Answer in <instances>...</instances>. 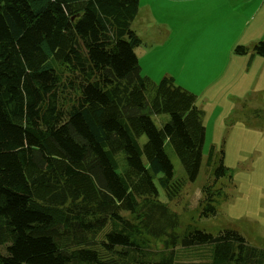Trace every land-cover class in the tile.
Returning <instances> with one entry per match:
<instances>
[{"label":"trees","instance_id":"trees-1","mask_svg":"<svg viewBox=\"0 0 264 264\" xmlns=\"http://www.w3.org/2000/svg\"><path fill=\"white\" fill-rule=\"evenodd\" d=\"M138 12L139 0H0V264H264L235 230L180 233L159 200L158 185L172 201L198 176L206 128L194 93L141 73ZM250 50L264 57V39L235 52ZM213 157L215 179L231 177L224 150ZM202 194L215 215L223 189Z\"/></svg>","mask_w":264,"mask_h":264},{"label":"rangeland","instance_id":"rangeland-1","mask_svg":"<svg viewBox=\"0 0 264 264\" xmlns=\"http://www.w3.org/2000/svg\"><path fill=\"white\" fill-rule=\"evenodd\" d=\"M219 0H214L217 6ZM186 2L172 0H139V12L132 28L145 42L148 32L154 42L136 48L141 73L158 83L163 77H172L175 83L196 95V103L203 111L206 136L202 164L198 176L188 181L181 195L170 201L158 185L159 200L168 205L180 220L178 231L188 226L217 234L231 229L239 232L252 245L264 248V57L235 52L237 46L252 47L249 39L226 34L221 28L207 23L189 26L178 40L174 51L165 52L155 41L163 20L172 23L174 8ZM201 7V6H200ZM173 9V10H172ZM179 16V15H178ZM177 16V17H178ZM261 29V24L257 30ZM264 39V33L257 40ZM256 41V42H257ZM208 59L214 66L184 65V61ZM217 83H209L212 79ZM168 115H153L158 127ZM144 137L140 140L143 142ZM224 150V163L230 167V176L218 180L213 175L214 163L209 165L211 151ZM176 177H184L185 170L171 154ZM207 183L221 187L225 198L215 203V215L201 214L202 188ZM155 246L160 242L154 241Z\"/></svg>","mask_w":264,"mask_h":264},{"label":"crops","instance_id":"crops-1","mask_svg":"<svg viewBox=\"0 0 264 264\" xmlns=\"http://www.w3.org/2000/svg\"><path fill=\"white\" fill-rule=\"evenodd\" d=\"M172 1L186 2V5L174 8L172 16L176 19L171 24L163 20L162 27L166 28L165 33H163L161 27L158 28L160 34L155 38V41H158L159 46L167 53L175 50L178 40L186 32L187 27H199L203 23L221 28L226 34L232 35L234 38L238 36L244 38L246 36L249 43H257L261 33H264V0H219L217 6L213 3L214 0ZM260 24L261 29L257 30ZM149 32L145 42L142 41L146 46L154 42ZM184 65L214 67L206 58L199 62L185 60ZM217 81L218 78L216 80L213 78L209 83H217Z\"/></svg>","mask_w":264,"mask_h":264},{"label":"bare ground","instance_id":"bare-ground-1","mask_svg":"<svg viewBox=\"0 0 264 264\" xmlns=\"http://www.w3.org/2000/svg\"><path fill=\"white\" fill-rule=\"evenodd\" d=\"M182 192H183V191H182ZM182 192H181V193H182ZM180 195H181V194H180Z\"/></svg>","mask_w":264,"mask_h":264}]
</instances>
